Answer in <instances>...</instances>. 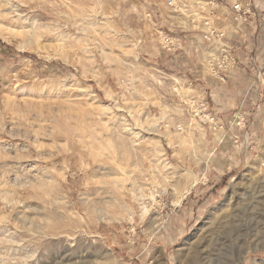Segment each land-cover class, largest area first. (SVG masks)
Listing matches in <instances>:
<instances>
[{
	"label": "rangeland",
	"instance_id": "1",
	"mask_svg": "<svg viewBox=\"0 0 264 264\" xmlns=\"http://www.w3.org/2000/svg\"><path fill=\"white\" fill-rule=\"evenodd\" d=\"M168 2L0 0V264H264V20Z\"/></svg>",
	"mask_w": 264,
	"mask_h": 264
},
{
	"label": "built area",
	"instance_id": "2",
	"mask_svg": "<svg viewBox=\"0 0 264 264\" xmlns=\"http://www.w3.org/2000/svg\"><path fill=\"white\" fill-rule=\"evenodd\" d=\"M170 6H175L178 0H169ZM261 4L255 3L253 0H235L230 8L226 10L227 6L224 5L222 0H196L197 10L196 13H207L203 15L202 20H197V29L201 31L202 38L205 42L210 44L209 51H212L208 56V66L211 69L212 75L220 81L226 82L228 79V74L233 71L239 64L237 56L234 54L233 47L228 41V27L225 21L231 22L232 25L235 24H247L252 16L257 15V11ZM200 15V14H199ZM147 16L152 20L155 19L154 12L152 10L148 11ZM264 20V18H262ZM230 26V25H228ZM160 40L166 49V51L171 53H177L182 51V46L180 44V39L167 30L161 29L158 31ZM264 81V75H263ZM209 106L206 102H202L200 107L194 112H199L205 114L208 111ZM210 114V113H208ZM211 115V114H210ZM212 120L211 125L213 129L217 130L223 128L222 123L224 120L217 116V114L211 115ZM234 119L236 120V125L241 128L246 126L245 116L241 115V112L234 114Z\"/></svg>",
	"mask_w": 264,
	"mask_h": 264
},
{
	"label": "crops",
	"instance_id": "3",
	"mask_svg": "<svg viewBox=\"0 0 264 264\" xmlns=\"http://www.w3.org/2000/svg\"><path fill=\"white\" fill-rule=\"evenodd\" d=\"M222 1H223V2L226 1L228 5H231V4L234 2L233 0H232L233 2H231V0H222ZM253 1H254L255 3H258V4L260 3L259 0H253ZM227 9H229V8L227 7L226 10H227ZM256 17H257V18H256ZM262 18H264V14L259 13L258 16H252L250 19H251V20H253V19L257 20V19H258V21H260ZM250 22H251V21H250ZM252 25H254V23H253Z\"/></svg>",
	"mask_w": 264,
	"mask_h": 264
},
{
	"label": "bare ground",
	"instance_id": "4",
	"mask_svg": "<svg viewBox=\"0 0 264 264\" xmlns=\"http://www.w3.org/2000/svg\"><path fill=\"white\" fill-rule=\"evenodd\" d=\"M199 14H200V13H196V15H199ZM209 118H210V117H209ZM210 119H211V118H210ZM196 183H197V180L194 181V183L192 184V187L195 186ZM184 197H185V194L181 197V199L179 200V202L177 203V205H179V204L182 202V200L184 199Z\"/></svg>",
	"mask_w": 264,
	"mask_h": 264
}]
</instances>
